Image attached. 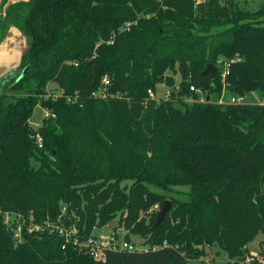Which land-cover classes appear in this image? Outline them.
Here are the masks:
<instances>
[{"label": "trees", "instance_id": "obj_1", "mask_svg": "<svg viewBox=\"0 0 264 264\" xmlns=\"http://www.w3.org/2000/svg\"><path fill=\"white\" fill-rule=\"evenodd\" d=\"M4 11L0 41L13 25L29 46L0 79V264H189L211 246L242 263L259 233L264 257V103L253 101L264 0H22ZM223 89L247 102H212ZM37 106L49 115L36 126ZM7 213L60 218L81 239L115 219L116 237L125 228L148 246L95 257L50 228L11 238Z\"/></svg>", "mask_w": 264, "mask_h": 264}, {"label": "built area", "instance_id": "obj_2", "mask_svg": "<svg viewBox=\"0 0 264 264\" xmlns=\"http://www.w3.org/2000/svg\"><path fill=\"white\" fill-rule=\"evenodd\" d=\"M229 69H225L223 72V76H225L228 73ZM191 90L195 89L197 91H200L196 86L194 87L191 85ZM247 97L243 95H232L229 99L226 101H229L231 103H244L247 102ZM221 101H224L221 99ZM44 110V116L49 115V109L47 107H42ZM40 124V123H39ZM38 124V125H39ZM35 125V124H34ZM34 138L38 144V146L42 147V136L39 133L34 134ZM12 215V216H10ZM6 221L8 225H11L13 227V233L14 235L19 236L21 234V231L23 229L24 225H27V229L30 231L35 230H44L45 228H50L51 230H58L60 234L65 235L66 239L71 240L76 246H80L83 248H86L92 255L95 257H99L101 255V251L105 248H117V237L116 233H112V235H91L85 239H81L78 235V229L76 226H67L63 222L60 221V218L58 221H52L49 217H47L43 222L34 221L32 217L29 218L28 222L26 217L21 214H14V213H7L6 214ZM120 248H126L129 250H143L147 249V246H139L138 244L134 242H129L127 240H123L122 246L118 244ZM156 248V246L154 247Z\"/></svg>", "mask_w": 264, "mask_h": 264}, {"label": "rangeland", "instance_id": "obj_3", "mask_svg": "<svg viewBox=\"0 0 264 264\" xmlns=\"http://www.w3.org/2000/svg\"><path fill=\"white\" fill-rule=\"evenodd\" d=\"M176 77L179 79L181 77L180 71L178 70ZM178 82V81H177ZM52 86L54 84H51ZM50 85V86H51ZM169 90V86H167L165 83L158 84L157 86V91H156V96L161 97L164 96L165 92ZM200 97L202 99H205V92H199ZM232 92L229 91L228 89H223L221 94H218L217 92H212L210 94V100L213 101H221L222 100H227L232 96ZM256 94V93H255ZM253 101L254 102H262L264 103V93H258L254 95ZM187 100H191V96H185L184 97ZM259 102V103H260ZM44 115V110L41 106H37L34 110L33 116L31 118V122L35 124L36 126L41 122L42 118ZM161 207L158 205L154 206V209L160 210ZM12 216V215H10ZM115 230V229H114ZM125 228H119L117 230L118 237H117V244L122 246L123 240H125ZM93 234L101 236V235H112V232L110 231H104L103 227L101 226H96L94 227ZM263 238V234L259 233L257 237L248 245L249 252L246 255V259L244 261L240 260L242 263H239L237 261H228L227 257L225 256L224 252H221L216 246H211L210 248L207 247V252L206 255L197 258V259H190L188 262L189 264H245V263H250L253 258H256L258 260V264H264V257L261 256L262 254L260 253L261 251V240ZM131 239L134 243L138 244L139 246L144 245V238L139 235L131 234ZM148 246V245H144Z\"/></svg>", "mask_w": 264, "mask_h": 264}, {"label": "crops", "instance_id": "obj_4", "mask_svg": "<svg viewBox=\"0 0 264 264\" xmlns=\"http://www.w3.org/2000/svg\"><path fill=\"white\" fill-rule=\"evenodd\" d=\"M16 1L22 0H8L7 4L3 7L2 0H0V19L3 12H5V7ZM28 46L29 40L27 36L22 33L18 27L12 25L8 30V33L0 41V79L4 74L16 69L20 63H22V55L27 50ZM256 94L254 93V95Z\"/></svg>", "mask_w": 264, "mask_h": 264}, {"label": "water", "instance_id": "obj_5", "mask_svg": "<svg viewBox=\"0 0 264 264\" xmlns=\"http://www.w3.org/2000/svg\"><path fill=\"white\" fill-rule=\"evenodd\" d=\"M181 66H182V69L184 70L185 69V63H181ZM28 66H25L24 69L21 71V73L19 74V76L17 77V80H19L20 78H22V76L25 74L26 70H27ZM216 72V67L213 66L212 64H208L206 69L203 71V74H208V73H212L213 75L215 74ZM171 200H165V202L163 203L162 207L160 208L159 212H158V218L156 220V224H159L166 216L167 212L170 210L171 208ZM118 222L113 219L111 221H109L108 223H106L104 226H103V230L104 231H111V230H114V229H117L118 228ZM8 233L9 235L11 236V238L14 237V234H13V227H10L8 229Z\"/></svg>", "mask_w": 264, "mask_h": 264}]
</instances>
